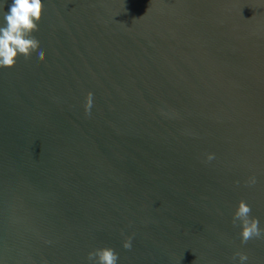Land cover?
Returning a JSON list of instances; mask_svg holds the SVG:
<instances>
[{
	"label": "water",
	"instance_id": "95a60500",
	"mask_svg": "<svg viewBox=\"0 0 264 264\" xmlns=\"http://www.w3.org/2000/svg\"><path fill=\"white\" fill-rule=\"evenodd\" d=\"M43 3L46 60L0 68V264L105 246L118 264H264L232 223L245 200L264 229V0Z\"/></svg>",
	"mask_w": 264,
	"mask_h": 264
},
{
	"label": "clouds",
	"instance_id": "9594fccd",
	"mask_svg": "<svg viewBox=\"0 0 264 264\" xmlns=\"http://www.w3.org/2000/svg\"><path fill=\"white\" fill-rule=\"evenodd\" d=\"M45 6L43 0H13L9 11L4 13V25H0V68H12L17 64L18 58L23 55L30 59L33 53L38 54L40 61L46 60V53L40 51V41L33 35L39 31V23L43 19ZM93 106V93L86 97L85 114L91 115ZM215 154L209 153L207 161H212ZM239 184V181L236 182ZM256 177L246 181L247 186H254ZM252 207L245 200H240L238 208L232 219L234 226L241 227V243L247 244L253 239H264V229L260 227L258 217L251 215ZM133 236H128L123 242V248L132 249ZM239 258L240 264H245L248 256L243 252H236L233 259ZM89 264H118L119 253L112 247L97 248L88 253Z\"/></svg>",
	"mask_w": 264,
	"mask_h": 264
}]
</instances>
